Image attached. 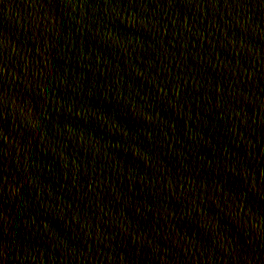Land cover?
<instances>
[{"label": "water", "instance_id": "water-1", "mask_svg": "<svg viewBox=\"0 0 264 264\" xmlns=\"http://www.w3.org/2000/svg\"><path fill=\"white\" fill-rule=\"evenodd\" d=\"M0 264H264V0H0Z\"/></svg>", "mask_w": 264, "mask_h": 264}]
</instances>
